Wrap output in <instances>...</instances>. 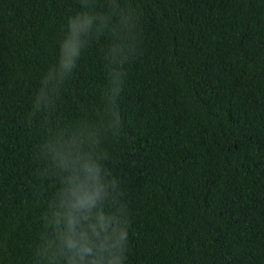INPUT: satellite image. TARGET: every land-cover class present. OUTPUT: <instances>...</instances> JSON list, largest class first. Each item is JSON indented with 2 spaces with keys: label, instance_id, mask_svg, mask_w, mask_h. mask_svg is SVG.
<instances>
[{
  "label": "trees",
  "instance_id": "trees-1",
  "mask_svg": "<svg viewBox=\"0 0 264 264\" xmlns=\"http://www.w3.org/2000/svg\"><path fill=\"white\" fill-rule=\"evenodd\" d=\"M0 264H264V0H0Z\"/></svg>",
  "mask_w": 264,
  "mask_h": 264
}]
</instances>
